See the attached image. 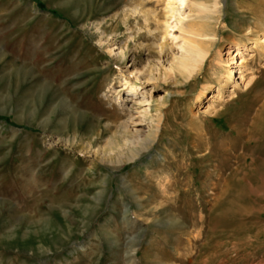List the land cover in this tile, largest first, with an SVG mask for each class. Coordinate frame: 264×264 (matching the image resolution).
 <instances>
[{
  "label": "rangeland",
  "instance_id": "rangeland-1",
  "mask_svg": "<svg viewBox=\"0 0 264 264\" xmlns=\"http://www.w3.org/2000/svg\"><path fill=\"white\" fill-rule=\"evenodd\" d=\"M127 1L0 0V264H264V0H198L210 55L195 78L165 82L135 71L162 75L168 39L135 26L106 48L93 39L92 22ZM124 78L145 92L126 102L139 119L166 95L157 140L134 160L108 124ZM94 135L93 150L119 151L85 155Z\"/></svg>",
  "mask_w": 264,
  "mask_h": 264
},
{
  "label": "bare ground",
  "instance_id": "bare-ground-1",
  "mask_svg": "<svg viewBox=\"0 0 264 264\" xmlns=\"http://www.w3.org/2000/svg\"><path fill=\"white\" fill-rule=\"evenodd\" d=\"M158 2L163 3V7L160 12L161 14H159V12H157L158 10L156 9V3ZM184 9H186L187 11L183 12ZM120 10V13H117L115 10L110 11L108 14L110 20H106L103 18L98 19V21L92 22V26L94 29L93 39L99 47H105L111 35L123 31V28L125 30H131L132 26L138 28V31L145 30L148 36H150L152 39H156L157 37H159L160 39H168L170 41V55L167 59V65L164 66L161 64V67L164 70L163 74L160 75V72H156L157 75L155 76L151 69H147L148 72L146 71V69H140L135 71L137 80H141L142 78L140 76L144 73L146 76L145 78L148 81H150L151 79L157 80L159 78L162 79L163 82H165L166 78L170 77L169 74H172V72L174 71H177L178 74H180L182 77L191 79L193 77L195 78L196 75L200 74L203 71L205 63L210 55V50L206 49V47L203 48L201 45H205V43H212L216 35L210 36L207 33H204L202 29L201 30L203 33H198L194 29L195 21L199 19H206L205 15L208 12L207 7L203 6V4H201L198 0H128L127 2H123ZM176 31L177 35H174L173 33ZM195 39H199V44L195 42ZM115 49L116 48L111 46L107 48L108 55L110 57H118L122 54V50L119 49V51L115 53ZM238 51V49L235 50V52L233 51V57H237V61L235 60V65L237 67H240L245 62V60L242 56V53H238ZM226 53L227 56H229L231 55L232 51L230 53V51L228 50ZM221 63L222 60H217V63L215 65L216 68L221 67ZM233 70L234 69L230 68L227 72V80L228 78L232 77ZM238 70L239 68H237V71ZM121 80L123 81V86H129V95H127L124 99L125 103L120 104L121 114H118V120L116 122L114 121L108 124L110 126H118V131L123 137H125L122 148H125L131 155L129 159L134 160L137 155L136 149L139 148L146 150L157 140L159 131L161 129V113L166 104V95L162 96L161 99H159L160 101L158 106L160 109H158V115L152 118L148 112L144 115V117L139 119L137 114H132L131 110L126 105V102H131L132 104L145 103L146 100H143L145 92L139 94L138 96V90L136 87L129 85V82H127L125 78ZM168 95H172V92H168ZM151 99V95H149V100L147 101L150 102ZM62 105L64 107L70 106L69 102L67 101H63ZM71 111L78 118L79 116L82 118L86 117L85 115H79L80 113L78 114V110L76 107H74V109H72ZM145 120H150L151 122L146 123ZM109 125L107 126L109 127ZM142 127H147V130L145 132H142L140 130V132L139 129ZM98 138L99 135H94V137L91 138L86 146L82 148V152L85 155L92 153L93 155H95V157H99L100 161L103 162L111 155L112 148L115 149L116 147V151H119V145L114 144V142L111 143V141L108 143V145H106L107 151L104 149L101 151L99 149L93 150L95 143L98 141ZM50 146L53 147V142H50ZM74 165L75 164L72 163V168L66 176H69L72 173V170L75 168ZM120 183L123 187L126 186V189L131 198L136 199V197L133 195L134 191L132 190L131 186L124 181H121ZM93 200L98 202L97 199ZM66 213L67 212L62 211V216L65 217ZM106 225L107 224L104 225V228L102 229L103 231L106 230Z\"/></svg>",
  "mask_w": 264,
  "mask_h": 264
}]
</instances>
